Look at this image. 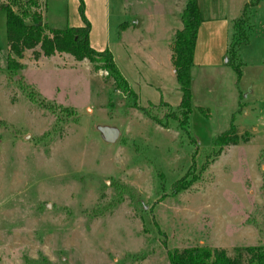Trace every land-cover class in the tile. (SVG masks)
Here are the masks:
<instances>
[{
    "label": "rangeland",
    "instance_id": "1",
    "mask_svg": "<svg viewBox=\"0 0 264 264\" xmlns=\"http://www.w3.org/2000/svg\"><path fill=\"white\" fill-rule=\"evenodd\" d=\"M82 1L91 46L109 48L127 80L119 31L138 22L144 37L152 39L149 52L161 49L155 54L164 66L160 76L153 72L162 91L131 73L135 100L144 106L163 98L176 105L181 92L171 63L167 67L161 55L169 20L161 23L167 12L178 10L173 38L186 0ZM197 1L201 26L195 50L200 60L218 66L192 65L190 132L200 145H209L233 115L240 138L189 188L162 197L186 171L194 144L180 142L175 128L133 106L134 97L88 59L45 56L37 45L24 51L16 74L9 71L6 14L0 7V264H168V248L194 244L246 258L244 246L264 243V0ZM46 3L49 26L84 24L80 0ZM239 6L249 40L233 60L240 63L237 71L227 53L234 27L228 31L206 19ZM127 32L139 35L136 29ZM21 76L38 88L39 97L73 106L79 120L70 118L45 133L55 115L28 99ZM98 125L116 126L117 139L105 140ZM116 183L131 192L113 204Z\"/></svg>",
    "mask_w": 264,
    "mask_h": 264
},
{
    "label": "trees",
    "instance_id": "2",
    "mask_svg": "<svg viewBox=\"0 0 264 264\" xmlns=\"http://www.w3.org/2000/svg\"><path fill=\"white\" fill-rule=\"evenodd\" d=\"M46 4V0H5L0 3V7L5 10L6 14L5 27L9 48L6 55V68L16 74L22 67L20 58L24 51L38 45L45 56L69 53L76 60L88 59L96 69L106 70L125 95L134 97L133 106H140L143 113L159 125L165 128H175L179 132L180 142L187 139L189 143L194 144L190 151L192 161L186 171L175 178L170 184L169 191L162 193L160 197L165 194H178L189 188L201 178L203 172L220 155L225 146L236 144L239 141L240 136L236 132L233 115L229 127L216 134L209 145H200L190 132L191 68L200 21L195 0H186L181 11V26L175 30L170 45L175 77L181 92L180 100L176 105L161 99L158 103L150 101L144 106L139 105L135 100L138 94L120 71L111 50L109 48L97 50L91 46L90 24L84 15L83 1L80 0L79 10L84 24L79 26H49L45 20ZM241 24V19L234 20L232 24L234 28L227 49L228 60L237 71H239L240 63L234 65L233 60L237 57L239 45L249 40L248 31ZM19 81L29 100L49 109L55 115L53 127L45 133L59 130L70 118L74 121L79 120L73 106L63 105L44 96L39 97L40 91L33 83L25 81L22 76ZM199 109L205 111L202 106H199ZM158 169L157 174L163 179L164 173ZM164 187L161 184L160 188ZM114 190L116 198L113 204L122 199L124 191L131 192L129 186L119 183H116ZM244 250L247 253L246 258H243L241 254L231 256L224 248L211 247L206 244L189 245L182 249L173 246L167 250L168 264H264V243L246 245Z\"/></svg>",
    "mask_w": 264,
    "mask_h": 264
},
{
    "label": "crops",
    "instance_id": "3",
    "mask_svg": "<svg viewBox=\"0 0 264 264\" xmlns=\"http://www.w3.org/2000/svg\"><path fill=\"white\" fill-rule=\"evenodd\" d=\"M195 1H196L197 9H198L199 14H200L199 15V18H200L201 13H200L199 4H198L197 0H195ZM248 2L249 1L246 0L244 2V5H246V3H248ZM243 7L244 6H239L237 9H235L236 12L235 11L233 12L232 10H228V8H227L224 12H222L223 13L222 15L211 14L209 16V18L206 20H208L209 24H211V25L212 24H217L219 26L220 25H223V26L227 25L228 26L227 29L229 31V28L232 27L231 25H232L233 21L236 18H238L239 15L241 14ZM177 12H178V10L167 12V15L169 17L164 16V19L162 20L163 22L161 23V26L165 25L166 18L169 20V24H166V25H168L167 26L168 27V30H167L168 33L164 37V40H162V42H164V44H165V48H163L161 55H164L167 67H168V63H171L170 67H171V70L174 71V73H175V70L173 68L169 44L171 43V40H172V35H173L172 33H173L175 27H177L176 23L174 22V21H176L175 16H176ZM221 22L223 24H221ZM72 26H76V25H72ZM199 26H201L200 21H199V25H198V29H197V37H198V32H199ZM138 27H139L138 22H135V23L127 22V25L125 26V28H121L119 31V34L122 36L121 42L124 46V54L122 55V58L123 59L125 58L124 60L122 59V61L124 63V64L122 63V66L124 65L123 66L124 69L122 67V70L124 73H125V71H127L126 75L128 76L129 84L131 87L133 84L132 80L134 81V79H135L134 76H132V78H131V75H132L131 73L136 72L138 74V76L140 77V81L142 82V84H144L146 86L147 85H149V86L155 85L156 88H158L160 91H162V89L159 85L161 83V80L159 77H157L158 79L157 78L154 79V77L158 76V75H154V73H153V72H157L158 70H160L164 66V62L162 63V61L158 57V55L155 54V52L159 53V51L161 49H159V47L156 46L154 53L149 52V50L151 48V46L149 45L150 44L149 39H151V37H148V38L144 37L142 30H140V28H138ZM135 29L139 32V35H131L130 34V36L129 35L126 36V34H128V32H127L128 30L133 31ZM207 29H208V27H207ZM158 41H160V40H158ZM196 42H197V38H196ZM195 49H196V43H195V48H194L193 66L198 65L202 68H207V67L212 68V67L218 66V64L207 63V62H205V60H200L202 54L200 53V51L196 53ZM113 56L115 58L114 53H113ZM115 60H116V58H115ZM78 61H81V60H78ZM157 73L159 74V76L161 75L160 72H157ZM191 76H192V74H191ZM132 89H133V87H132ZM162 97L163 96H161V98ZM221 153H220V155H221Z\"/></svg>",
    "mask_w": 264,
    "mask_h": 264
},
{
    "label": "water",
    "instance_id": "4",
    "mask_svg": "<svg viewBox=\"0 0 264 264\" xmlns=\"http://www.w3.org/2000/svg\"><path fill=\"white\" fill-rule=\"evenodd\" d=\"M98 129L101 132L103 138L110 142L116 140L119 135V129L116 126L98 125Z\"/></svg>",
    "mask_w": 264,
    "mask_h": 264
},
{
    "label": "built area",
    "instance_id": "5",
    "mask_svg": "<svg viewBox=\"0 0 264 264\" xmlns=\"http://www.w3.org/2000/svg\"><path fill=\"white\" fill-rule=\"evenodd\" d=\"M262 124H264V118L262 119Z\"/></svg>",
    "mask_w": 264,
    "mask_h": 264
}]
</instances>
